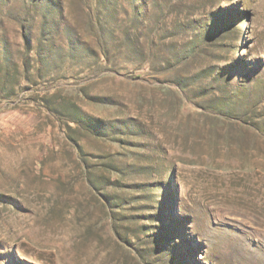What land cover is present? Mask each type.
<instances>
[{
  "label": "rangeland",
  "instance_id": "374dc122",
  "mask_svg": "<svg viewBox=\"0 0 264 264\" xmlns=\"http://www.w3.org/2000/svg\"><path fill=\"white\" fill-rule=\"evenodd\" d=\"M0 264H264V0H0Z\"/></svg>",
  "mask_w": 264,
  "mask_h": 264
}]
</instances>
